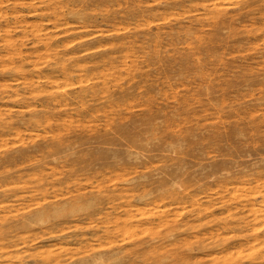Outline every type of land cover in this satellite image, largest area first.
Wrapping results in <instances>:
<instances>
[{"label":"rangeland","instance_id":"rangeland-1","mask_svg":"<svg viewBox=\"0 0 264 264\" xmlns=\"http://www.w3.org/2000/svg\"><path fill=\"white\" fill-rule=\"evenodd\" d=\"M84 261L264 264V0H0V264Z\"/></svg>","mask_w":264,"mask_h":264},{"label":"bare ground","instance_id":"bare-ground-1","mask_svg":"<svg viewBox=\"0 0 264 264\" xmlns=\"http://www.w3.org/2000/svg\"><path fill=\"white\" fill-rule=\"evenodd\" d=\"M37 214H39V213H38V212H34V213L31 212L30 214H28L27 217H25L24 219H22V220L19 221L18 223H20V224H22V225H30V224H32V222H33V220H34L35 218H38V217H36ZM34 216H35V217H34ZM40 218H41V217H40ZM173 222H174V220H172V219H167V218L163 219V221H160V223L168 224V225H173ZM115 251H116V250H115ZM113 253H114V252H113ZM47 259H48V257L44 258V260H47ZM226 262H227V261H226ZM83 264H90V263L84 261ZM94 264H96V262H95Z\"/></svg>","mask_w":264,"mask_h":264}]
</instances>
